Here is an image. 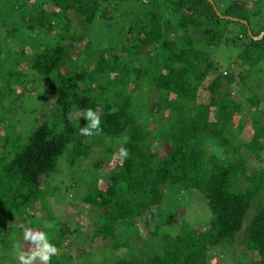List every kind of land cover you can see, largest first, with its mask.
I'll list each match as a JSON object with an SVG mask.
<instances>
[{
  "label": "trees",
  "instance_id": "trees-1",
  "mask_svg": "<svg viewBox=\"0 0 264 264\" xmlns=\"http://www.w3.org/2000/svg\"><path fill=\"white\" fill-rule=\"evenodd\" d=\"M120 1H21L27 10L31 9L25 15L27 30L54 29L57 24L62 31L55 39L34 42V48L40 51L27 61L31 71L50 78L43 93L58 115L55 119L54 116L38 119L24 141L13 129H8L0 139L1 249L14 244L18 252L19 228L8 222L17 216L30 219L29 209L35 202L47 214L51 227L57 225L58 219L45 199L57 189L49 188L46 192L45 181L57 172V159L66 147L70 149L63 156L73 166L79 158L90 156L93 146L99 142L104 152L101 159L92 164L94 173L87 182L82 175L71 182L74 183L72 188L84 186L79 204L99 212L97 220L83 226L76 219L70 231L58 225L57 239L72 234L75 238L82 237V243L87 246H94L96 238L103 243L110 240L109 251H113L114 256L105 255V264H208L209 259L218 252L226 253L232 241L239 238L243 249L256 255L249 264H264V169L249 171L248 159L243 154L259 158L264 151L260 98L248 92L247 100L253 104V114L249 117L252 130L250 139L241 142L230 131L240 110L241 96L237 92L229 96L221 90L233 82L230 71L216 70L208 51L200 48V40H195L188 31L176 39L180 28L188 30L190 24L183 19V14L218 19L217 11L244 20L248 26L258 3L248 9L245 3L231 0L222 9L213 2V9L207 0H133L137 7L127 13L130 16L124 19L125 28L116 27L114 43L93 52L85 30L103 15L102 5H112L115 9ZM44 6L54 9L47 12ZM70 13L80 19L77 33L70 30ZM262 30L263 26L249 32L255 37ZM251 36H246L239 53L242 63L248 66L255 65L258 56L264 55V34L258 39ZM242 37L239 34L238 39ZM73 44L80 46L78 53L82 59L70 60L72 68L66 70L64 61L69 59ZM148 47L154 48L152 65L158 68L152 85L161 101L160 105L153 103L151 107L159 110L160 118L156 121H162L154 130L148 129L131 112L136 104L132 92L139 81L147 77L151 62ZM14 53L17 61L23 60L21 50L16 49ZM140 58H145V66L139 65ZM7 70L5 73L9 75ZM14 74L17 77L18 72ZM7 80H4L5 89L10 84ZM239 80L243 82V78ZM2 95L3 86L0 87ZM89 108L101 113L102 131L91 137L80 134V129L87 124L80 113ZM155 141L158 145L154 146ZM120 147L130 153L123 161L119 157ZM100 177L103 184L96 183ZM178 190L201 195L210 216L206 229L189 225L180 217L182 205L171 207L167 202L169 194H176ZM116 221L129 229L139 225L147 230L153 228L149 237H154V232L161 228L159 244L146 257L126 258L125 254H115L120 248L124 252L130 250L127 238L115 237ZM173 227L178 231L171 234ZM20 250L26 251V247ZM78 254L76 252L75 256L81 259L79 264H85ZM75 256L60 259L55 255L50 264H75ZM85 258L91 260L90 255ZM236 263L244 264L241 260Z\"/></svg>",
  "mask_w": 264,
  "mask_h": 264
},
{
  "label": "rangeland",
  "instance_id": "rangeland-1",
  "mask_svg": "<svg viewBox=\"0 0 264 264\" xmlns=\"http://www.w3.org/2000/svg\"><path fill=\"white\" fill-rule=\"evenodd\" d=\"M21 1L22 0H0V78L2 80V82H0V87L3 86V95L0 96V139L8 129H13L19 134L21 140L24 141L25 137L36 126L38 119L47 120L49 117L53 116L55 119L58 115L51 100L43 93L50 82V78H43L31 71L27 61L40 51V48H34V42L38 41L41 43L49 41L50 39H55L62 31L58 28L57 24L54 25V29L50 27V29L48 28L46 30L39 28H35L32 31L27 30L24 27L27 22L25 21V15H27L30 8L27 10V8L24 7L25 5L21 4ZM211 1L214 2L216 6L224 9L225 4L231 0ZM237 1L245 3L248 9L258 3L257 6L253 8L252 19L249 18L248 26L243 25V27L237 22H226L219 18L212 19L196 14L190 16L183 14V19L189 21L190 24L188 25V30L187 28H180L176 39L179 40V34L188 31L195 40H200L198 46L208 51L207 53L211 56L216 70L225 72L230 71L233 82L228 85V87H221V90L228 93L229 96H233L231 93L237 92L242 99L239 113L232 121L230 131L235 134L239 141L246 142L251 137L250 131L252 128L249 124V117L253 114V104L249 103L247 100L248 92L256 95L258 99L260 98L259 111H261L262 115L259 116V120L261 121L264 131V55L258 56L259 60L255 65L248 66V64L242 63L239 58V53L246 40V27L247 29L249 28L251 32H254L255 29L261 26L264 27V0ZM29 4L30 2L28 1L27 5ZM115 7L114 9L112 5H102L101 11H103V15H100L92 22V27L89 30H85L91 44L89 49L93 52H96L100 47L111 45L110 43L115 40L113 38L117 35L115 32L116 27L123 26L125 28L126 22H124V19H128L127 17L130 15L127 13L134 11L137 7V3L133 0H122L120 4ZM44 8L47 12L54 9L52 6H44ZM68 16L71 22V32L77 33L80 19L74 13H70ZM51 23L52 22L49 24ZM44 24L46 25L47 21H45ZM204 29H208L209 31L204 32ZM8 33L11 34L9 35ZM239 34L244 37L238 39ZM18 39L21 40L18 41ZM117 42L118 40L115 43ZM79 47L80 46L76 44L71 46L69 50V59L64 61L66 70L72 68V64L69 63L70 60L82 59V56L78 53ZM16 49L22 51L24 56L22 61H17L14 57ZM147 52L148 57L151 58V62L147 69V77L139 81L132 92L136 104L131 108V112L140 122L145 123L148 129L154 130L158 123L161 124L160 122H162L156 121V119L160 118L159 110L151 108L154 106L153 103L156 105H160L161 103L152 85V78H154L157 73L158 66L152 65L154 48L148 47ZM138 61L140 62V66H145V58H140ZM6 69H8L9 75L5 73ZM13 72H18L17 77ZM240 77L243 78L242 83L239 80ZM5 79H8L7 81L10 83L9 88L6 89L4 88ZM104 141L105 143L107 142V140ZM155 145H158L157 141L154 142V146ZM67 149L69 150L70 146L66 147V150ZM92 149L90 156L84 159L79 158L73 166H70L64 158L63 155L66 153L65 150L57 159V172L51 174L47 181H45L44 186H46V188L44 189L46 192L49 188L52 191L57 189L51 196L45 198L49 210H51L53 216L58 219L55 227H51V223H49L46 216L47 214H45V211L42 210L37 202L32 204L33 206L29 209L31 214L30 219L17 216L8 222V225H17L19 228L16 239L19 241V245L22 248L26 247V250H28L32 247L29 243L23 244V230L19 227V225L23 223L32 229L46 232L50 243L54 244L59 249L58 256L60 259L65 256H75L76 252H78L82 256L84 262L86 261L85 264H105L103 261L105 255L110 253L111 257L114 256L113 251H109L110 240H106L103 243L99 238H96L94 246H87L82 243V237L77 236L78 238H75L72 234L63 239H57L59 232L58 225H64L69 229L68 231H70L73 229L76 219L80 225L86 226L92 223L99 213L93 210L92 207L79 204V200L84 191L82 187L84 186H75L73 188L71 186L74 184L71 182L73 180L75 181L79 175H82V179L87 182L89 176L91 177L94 173L92 164L101 159L104 151L99 142L96 143ZM210 149L213 150V148ZM215 151L219 152L217 150ZM243 154L248 159L246 164L249 171L254 169L258 170L259 168L264 169V151L260 152L259 158L255 156L250 157L246 152H243ZM67 155L68 153L66 156ZM105 165L106 164H104L103 167H105ZM103 181V178L100 177L97 178L96 183L103 184ZM177 192L176 194L171 192L167 202L171 204V207L177 204L182 205L183 214L180 217L189 225L196 226L198 229H206L207 221L210 216L201 195L195 191L186 193L185 191L178 190ZM178 195L180 197L176 200ZM165 208H167V205ZM76 209L78 211L77 216ZM174 210L175 209L172 211ZM114 227L116 229L115 237L120 239L127 238V241L130 243L129 251L124 252V250L120 248L114 251V253L125 254L126 258L146 257L149 252L155 250L154 248L159 244L157 241L158 236L163 232V230L159 228L156 232L153 231L155 233L154 237H149V233H152L153 228L147 230L139 225L138 228L130 227L129 229V227L119 221L114 223ZM177 229V227H173L171 229L172 233H170L173 234L177 232ZM238 239L239 238H236L232 241V244L226 248V253L222 254L218 252L217 256L211 260L209 259L208 264H237L236 262L240 260L244 264H249L251 260L255 259V253L245 251ZM14 246L15 245L12 244L11 248L8 249H1L0 246V264H19L18 252L14 249ZM145 250L148 252L144 254L143 251ZM238 254L243 257L240 256L239 258ZM89 255L91 256V260L88 261L87 258L84 259V257H89ZM76 257L77 256H75L74 262L75 264H79L81 259L79 260ZM37 264H39V261H37ZM70 264H72V262Z\"/></svg>",
  "mask_w": 264,
  "mask_h": 264
},
{
  "label": "clouds",
  "instance_id": "clouds-1",
  "mask_svg": "<svg viewBox=\"0 0 264 264\" xmlns=\"http://www.w3.org/2000/svg\"><path fill=\"white\" fill-rule=\"evenodd\" d=\"M80 116L87 121L86 126L80 129L82 136L91 137L93 135L100 134L102 129L101 124V113L98 110L91 108L84 110L80 113ZM130 153L129 150L120 147L119 157L121 161L127 159ZM19 227L23 230V239L25 242L32 245L28 250H20L19 243L16 244L18 249L19 264H50L51 258L58 255L59 249L52 243H50L48 234L44 231L35 230L27 227L25 224H20Z\"/></svg>",
  "mask_w": 264,
  "mask_h": 264
},
{
  "label": "water",
  "instance_id": "water-1",
  "mask_svg": "<svg viewBox=\"0 0 264 264\" xmlns=\"http://www.w3.org/2000/svg\"><path fill=\"white\" fill-rule=\"evenodd\" d=\"M212 6H213V9L214 8V5H213V2L211 0H207ZM215 14L220 18V19H226V20H229V21H232V22H236V21H239L240 23L246 25V22L244 20H240V19H237V18H234V17H230V16H225V15H221L219 12L215 11ZM246 31H247V35L251 36L250 32L248 31L247 27H246ZM264 34V31H261L257 36L255 37H252L253 39H258V38H261L262 35Z\"/></svg>",
  "mask_w": 264,
  "mask_h": 264
}]
</instances>
